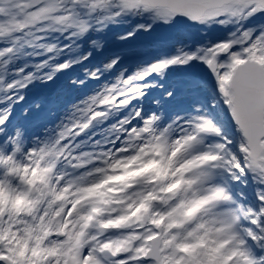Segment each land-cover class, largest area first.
I'll return each mask as SVG.
<instances>
[{
  "label": "snow or ice",
  "instance_id": "1",
  "mask_svg": "<svg viewBox=\"0 0 264 264\" xmlns=\"http://www.w3.org/2000/svg\"><path fill=\"white\" fill-rule=\"evenodd\" d=\"M0 264H264V0H0Z\"/></svg>",
  "mask_w": 264,
  "mask_h": 264
},
{
  "label": "rangeland",
  "instance_id": "2",
  "mask_svg": "<svg viewBox=\"0 0 264 264\" xmlns=\"http://www.w3.org/2000/svg\"><path fill=\"white\" fill-rule=\"evenodd\" d=\"M161 29H162V31L166 30V29H163V28H161Z\"/></svg>",
  "mask_w": 264,
  "mask_h": 264
},
{
  "label": "bare ground",
  "instance_id": "3",
  "mask_svg": "<svg viewBox=\"0 0 264 264\" xmlns=\"http://www.w3.org/2000/svg\"><path fill=\"white\" fill-rule=\"evenodd\" d=\"M159 30V29H158Z\"/></svg>",
  "mask_w": 264,
  "mask_h": 264
}]
</instances>
